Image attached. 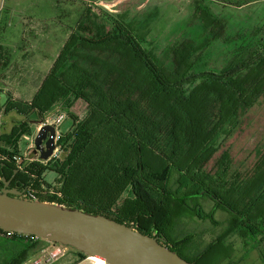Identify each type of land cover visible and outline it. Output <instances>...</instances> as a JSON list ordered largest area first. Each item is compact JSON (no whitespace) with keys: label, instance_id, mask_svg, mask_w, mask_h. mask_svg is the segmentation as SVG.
<instances>
[{"label":"trees","instance_id":"trees-1","mask_svg":"<svg viewBox=\"0 0 264 264\" xmlns=\"http://www.w3.org/2000/svg\"><path fill=\"white\" fill-rule=\"evenodd\" d=\"M194 1L203 40H175L162 54L148 40L157 11L116 16L85 8L32 99L8 94L0 103L2 117L18 116L0 133V189L5 177L11 187H28L24 197L32 198L31 191L41 201L104 215L149 235L164 233L176 242L169 248L194 264L230 258V237L258 247L264 240V143L245 166L227 141L243 115L264 104V21L229 38L224 18ZM224 38L228 58L207 67L206 53ZM77 102L84 104L81 115L72 112ZM57 108L72 119L57 142L61 154L20 169L13 155L22 157L19 143L31 134L30 118ZM47 170L56 173L54 184L45 180ZM198 220L217 233L205 245L203 231L189 226Z\"/></svg>","mask_w":264,"mask_h":264},{"label":"rangeland","instance_id":"rangeland-1","mask_svg":"<svg viewBox=\"0 0 264 264\" xmlns=\"http://www.w3.org/2000/svg\"><path fill=\"white\" fill-rule=\"evenodd\" d=\"M202 2L224 18L226 27L223 36L229 38L235 36L238 31L247 30L252 24L264 21V0H203ZM194 3V0H1L0 8L3 6L5 8L0 12V20L7 19L12 23L10 22L8 26L4 25V22L0 23V36L5 32H2L3 29L7 28L12 32L22 31L15 22H19L20 25L23 22L24 34L21 38L31 41L28 52L37 57L43 53L47 54L48 50L53 54L60 49L62 42L87 7L105 10L116 16L154 10L157 11V17L152 22L148 40L157 48V52L162 54L165 47L175 40L183 38H193L198 42L203 40L205 33L202 23L193 15ZM29 22L32 27H29ZM12 36L10 40L15 44L18 37ZM222 39L214 40L209 53H206L204 62L206 61L207 67H218L228 58L225 38ZM4 100L5 96L1 98V102ZM83 109L84 104L77 102L72 112L81 115ZM38 119L36 116L30 118L31 134L36 133ZM71 125L72 119L68 116L58 128L66 131ZM263 143L264 104L252 107L243 115L238 129L229 138L227 145L232 148L234 159L237 162H244L247 166ZM20 146L23 152L31 153L33 161L39 159L38 151L32 149L34 143L31 139L22 137ZM60 154L61 150L58 155ZM56 176V173L50 170L44 174L45 180L51 184H54ZM216 216L224 220L226 213L219 210ZM189 226L198 232L203 231L201 242L204 245L217 234L212 233L208 222L198 220L197 223H190ZM229 241L233 243L234 251L230 258L224 259L220 264H264V240L256 248L246 247L235 236L230 237Z\"/></svg>","mask_w":264,"mask_h":264},{"label":"water","instance_id":"water-1","mask_svg":"<svg viewBox=\"0 0 264 264\" xmlns=\"http://www.w3.org/2000/svg\"><path fill=\"white\" fill-rule=\"evenodd\" d=\"M37 123L41 120H37ZM56 127L44 124L34 137L40 160H48L55 148ZM19 169H15V173ZM0 226L4 230L36 235L77 249L81 256H98L110 264H194L126 223L78 208L24 197V190L2 178Z\"/></svg>","mask_w":264,"mask_h":264},{"label":"crops","instance_id":"crops-1","mask_svg":"<svg viewBox=\"0 0 264 264\" xmlns=\"http://www.w3.org/2000/svg\"><path fill=\"white\" fill-rule=\"evenodd\" d=\"M5 6L0 8V12ZM73 10V5H72ZM8 26L10 22L0 20V23ZM25 23V22H24ZM22 31L12 32L9 28L3 29L0 36V103L5 102L8 94L12 95L13 99L30 101L40 87L43 79L49 73L59 50L64 44L62 42L60 49L50 54H41L37 57L28 52L31 48V41L25 40L23 37L24 26L23 22H15ZM23 26V28H22ZM26 26V23H25ZM29 27H32L29 22ZM13 35V36H12ZM18 37L15 44H12L10 37ZM30 51V50H29ZM5 100L1 102V98ZM64 112L67 116V111L57 108L49 114ZM65 117V119H66ZM18 119L15 112H9L1 117L0 133L8 132L14 122ZM64 119V120H65ZM0 146H5L0 142ZM20 154L23 157V166L34 160L31 153L23 152L19 143ZM31 150V149H29ZM29 161V162H28ZM56 247L52 242H39L29 237L11 235H0V264H31L34 258L40 257L46 260L51 251ZM49 264H93L86 256H81L76 250L67 247L63 253L50 258Z\"/></svg>","mask_w":264,"mask_h":264},{"label":"built area","instance_id":"built-area-1","mask_svg":"<svg viewBox=\"0 0 264 264\" xmlns=\"http://www.w3.org/2000/svg\"><path fill=\"white\" fill-rule=\"evenodd\" d=\"M1 2V0H0ZM2 113H3V108L0 109V124H1V117H2ZM66 117V114L64 112H60V113H56L54 115L52 114H46V116H44L41 120V122L37 123V130H36V133L37 131L40 129V127L44 124H54L55 127H56V135H55V142H56V145H57V142H58V139L60 137V134H61V130H59L58 126L59 124L65 119ZM35 134H31V135H25L24 137L25 138H29L31 139L32 143L34 141V137H35ZM59 152H60V147L57 145L52 156L49 158H56L58 157L59 155ZM1 158H6L5 156H1ZM13 159L14 161L19 165V168L20 169H23V157H21L20 155H13ZM48 159V160H49ZM40 160V159H38ZM40 161H44V160H40ZM47 161V160H45ZM1 179V178H0ZM28 190V187H26L24 189V192ZM28 194L32 197L30 199H35V194L31 191H27ZM20 233L16 232V235L20 236L19 235ZM0 235H3V236H11V235H15V231H9V230H4L1 226H0ZM32 239L36 240L37 238H39L38 236L36 235H32L31 237ZM47 240V239H46ZM49 241V240H48ZM52 242V241H50ZM56 245V247L51 251L50 255L48 256V258L46 260H43L42 258L40 257H37V258H34L31 262V264H49L50 262V258L52 257H55L57 256L58 254H61L64 252V250L67 249L68 246L64 245V244H61V243H56V242H52ZM92 262L93 264H110L109 262H107L106 260H104L103 258L101 257H98V256H87Z\"/></svg>","mask_w":264,"mask_h":264},{"label":"flooded vegetation","instance_id":"flooded-vegetation-1","mask_svg":"<svg viewBox=\"0 0 264 264\" xmlns=\"http://www.w3.org/2000/svg\"><path fill=\"white\" fill-rule=\"evenodd\" d=\"M153 236L157 237L158 240L163 243L164 245H166L167 247H175L176 246V242L175 241H170L169 238L161 232H155L153 234Z\"/></svg>","mask_w":264,"mask_h":264}]
</instances>
